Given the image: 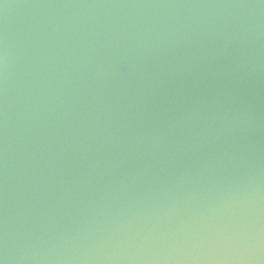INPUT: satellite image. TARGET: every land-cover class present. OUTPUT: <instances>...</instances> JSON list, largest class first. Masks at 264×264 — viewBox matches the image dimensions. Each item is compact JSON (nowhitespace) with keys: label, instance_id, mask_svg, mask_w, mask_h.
I'll use <instances>...</instances> for the list:
<instances>
[{"label":"water","instance_id":"95a60500","mask_svg":"<svg viewBox=\"0 0 264 264\" xmlns=\"http://www.w3.org/2000/svg\"><path fill=\"white\" fill-rule=\"evenodd\" d=\"M0 264H264V0H0Z\"/></svg>","mask_w":264,"mask_h":264}]
</instances>
